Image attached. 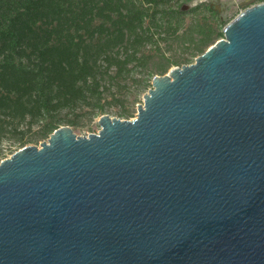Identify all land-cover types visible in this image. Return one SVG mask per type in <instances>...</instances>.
Wrapping results in <instances>:
<instances>
[{"label":"water","instance_id":"obj_1","mask_svg":"<svg viewBox=\"0 0 264 264\" xmlns=\"http://www.w3.org/2000/svg\"><path fill=\"white\" fill-rule=\"evenodd\" d=\"M132 120L0 161V264H264V2Z\"/></svg>","mask_w":264,"mask_h":264},{"label":"trees","instance_id":"obj_2","mask_svg":"<svg viewBox=\"0 0 264 264\" xmlns=\"http://www.w3.org/2000/svg\"><path fill=\"white\" fill-rule=\"evenodd\" d=\"M137 1L0 0V124L29 115L48 120L42 127L48 135L57 129L50 123L55 109L74 102L72 92L82 93L79 82L90 81L93 93L97 76L119 78L131 62L145 67L147 83L164 72L169 65L158 66L164 56L158 48L147 49L148 39L139 34L145 9ZM111 65L117 66L114 76L107 72Z\"/></svg>","mask_w":264,"mask_h":264},{"label":"rangeland","instance_id":"obj_3","mask_svg":"<svg viewBox=\"0 0 264 264\" xmlns=\"http://www.w3.org/2000/svg\"><path fill=\"white\" fill-rule=\"evenodd\" d=\"M138 1L142 2L145 9L141 16L142 29L138 30L139 34L148 39L145 45L147 49L158 48V53L164 56L165 59L158 64L160 70L169 65L164 72L156 74L159 76L167 74L174 66L193 63L205 49L223 39L224 27L249 7V0H157V3H151V0ZM260 2L264 0H256L255 3ZM196 6H199L198 9L189 11ZM206 6L212 8L218 16H212ZM177 9L185 14H178ZM173 61L184 63L169 64ZM101 64L106 67L105 63ZM134 65L136 62L128 63L119 78L97 76L98 85L93 93L88 88L90 81L86 84L79 82L82 93L72 92L73 95L69 97L75 98V101L57 107L50 123L57 128L68 126L77 136H87L100 130V115L107 114L122 120L134 119L137 106L143 104V95L152 88V80L147 83L145 67ZM116 71V65L108 66V75L114 76ZM82 95L89 103L82 100ZM45 122L48 120L32 119L29 115L21 119L18 116L5 118V122L0 124V161L10 157L22 146H39L46 141L51 133H43Z\"/></svg>","mask_w":264,"mask_h":264}]
</instances>
